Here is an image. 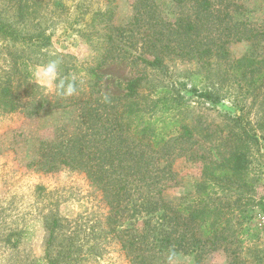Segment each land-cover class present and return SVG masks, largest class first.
<instances>
[{
	"label": "rangeland",
	"instance_id": "1",
	"mask_svg": "<svg viewBox=\"0 0 264 264\" xmlns=\"http://www.w3.org/2000/svg\"><path fill=\"white\" fill-rule=\"evenodd\" d=\"M104 8L113 11L110 23L89 26L93 11ZM0 25V264H46L45 227L54 218L62 237L79 228L89 241L92 229L116 227L135 241L156 223L130 202L139 198V167L171 170L165 201L193 199L200 181L210 183L205 163L229 155L231 131L249 145L255 183L240 219L237 260L257 264L260 255L264 264V0H0ZM40 32L46 40L36 38ZM209 48L212 56H203ZM156 57L160 68L145 62ZM53 61L58 79L74 82L73 95L35 81L34 69ZM137 78L132 101L127 85ZM39 102L44 107L37 110ZM161 117L179 118L189 134L165 152L143 153L136 142L151 143ZM175 129L166 133L176 138ZM127 183L132 199L124 198ZM208 192L228 206L229 217L239 195L250 197L225 182ZM121 235L107 236L101 255L81 264H132L140 252L127 253ZM170 254L173 264L236 258L224 248L172 250L158 255V264H169Z\"/></svg>",
	"mask_w": 264,
	"mask_h": 264
},
{
	"label": "trees",
	"instance_id": "2",
	"mask_svg": "<svg viewBox=\"0 0 264 264\" xmlns=\"http://www.w3.org/2000/svg\"><path fill=\"white\" fill-rule=\"evenodd\" d=\"M86 13L89 14L90 11L87 10ZM112 16L113 11L111 8L95 10L91 15L89 26L109 24ZM47 37L41 32L36 35L39 40H46ZM30 38L34 39V36ZM211 53L212 49L209 48L205 49L202 55L212 56ZM145 62L155 68L162 66V60L159 57H156L153 62ZM91 73L96 78H100L93 70ZM140 83L141 79L139 78L133 79L128 83V93L125 95L127 99L134 101L133 99L138 95ZM202 96L213 103L218 102V99L209 93L202 94ZM43 103L39 102L36 105L37 110L44 107ZM76 104L80 103L76 102ZM134 105L136 103L129 107L133 110ZM156 120L160 121L162 127H160L159 131L153 132L151 143H145L143 137L136 142V146L140 147L139 150L143 151V153L148 148H151L157 154L165 152L170 143L185 139L189 134V128L183 125L179 118L169 121L166 117H161ZM170 126L176 128V133H179L178 137L174 138L166 133ZM231 133L233 134L226 141L229 144V155L223 158H215L208 165L205 163L204 170L206 169L210 183L200 181L196 188L197 196L193 199L182 198L174 205L165 201L163 192L168 187L167 180L171 179L170 176L172 175L168 167L163 170H150V172L148 170L143 171V166L139 167L140 177L137 181L142 183L134 191L135 195L139 194V198L136 200H133L132 195H130L129 190L131 187L129 183L122 185L124 198L130 197L132 199H130V202H132L135 211L141 213L142 216H147L148 220L155 218L156 222L153 227H145L140 232L138 239L133 242L123 231L120 232L116 227L92 229L89 233L92 238L89 241L80 237L82 231L79 228L71 229L70 227L68 231L63 232L62 237L61 234H58L63 228L59 219L54 218L51 222H46L45 228L48 232L44 258L46 264H81L89 256H100L101 245L104 244V240L110 234H117L119 237L121 234L123 235L121 240L123 249L127 253L131 247H135V250L140 252L136 258L132 259V264H158V255L163 257L165 254L172 252V250L197 255L201 250L216 251L221 248L226 249V251L230 250L231 254L236 257L232 264H245V262H238L237 260L242 252L240 250L242 241L238 239L241 234L239 226L242 224L240 219L243 221L246 218V210L254 200L249 195V192L255 188V183L249 177L250 174L248 172L249 145L247 146V143L244 139L239 138V135L233 131ZM230 140L231 142H229ZM160 147L161 149H159ZM125 154H127V151ZM138 172L136 169L137 174ZM216 182L231 183L236 190L244 191L247 196H250L249 198L241 199V195H239L232 206L229 203L233 209V216L231 217L226 215L228 211L225 213V209L228 206L221 207L216 200L214 201L212 194L208 192V189L213 188ZM158 186L160 188L157 190L156 187ZM130 202L128 201L126 206L115 211L116 215L126 210ZM117 206H120V201H118ZM114 209L115 207H113ZM147 219L145 218L144 221ZM114 220L112 224L116 223L118 218L115 217ZM46 221L49 220L46 219ZM232 221H235V223H232ZM165 224H168V227H157ZM230 243L237 244V247L235 249H227ZM238 251L240 253H237ZM254 256L253 262L262 264V256Z\"/></svg>",
	"mask_w": 264,
	"mask_h": 264
},
{
	"label": "clouds",
	"instance_id": "3",
	"mask_svg": "<svg viewBox=\"0 0 264 264\" xmlns=\"http://www.w3.org/2000/svg\"><path fill=\"white\" fill-rule=\"evenodd\" d=\"M35 81L48 89L49 91L55 89L58 94L71 96L76 92L74 82L65 79H58V64L53 61L46 65H39L33 72ZM169 264L174 262V254L168 256Z\"/></svg>",
	"mask_w": 264,
	"mask_h": 264
}]
</instances>
